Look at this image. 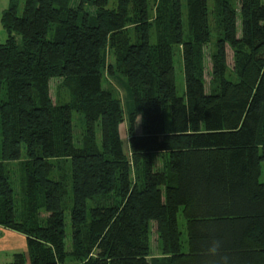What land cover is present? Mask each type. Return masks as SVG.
<instances>
[{"label": "trees", "instance_id": "16d2710c", "mask_svg": "<svg viewBox=\"0 0 264 264\" xmlns=\"http://www.w3.org/2000/svg\"><path fill=\"white\" fill-rule=\"evenodd\" d=\"M8 4L0 17V229L24 237L30 264H69V257L72 264H154L153 227L159 264H264V0H223L212 13L208 0H186L185 16L182 0H153V20L146 0H116L115 8L109 0ZM212 33L206 91L203 50ZM174 45L181 47L180 97ZM226 46L235 51V80L225 74ZM105 48L131 94L128 153L121 108L102 87ZM51 79L70 90L68 103L52 102ZM74 112L83 122L80 145L73 142ZM158 154L165 158L160 171ZM57 160L70 164V253L64 190L49 177V162ZM11 163L24 172V216ZM14 264H21L18 256Z\"/></svg>", "mask_w": 264, "mask_h": 264}, {"label": "rangeland", "instance_id": "374dc122", "mask_svg": "<svg viewBox=\"0 0 264 264\" xmlns=\"http://www.w3.org/2000/svg\"><path fill=\"white\" fill-rule=\"evenodd\" d=\"M75 4L77 0H74ZM223 0H208V7L211 13L213 10L220 8L221 2ZM227 4L236 5V0H225ZM220 4V5H219ZM73 5V6H74ZM147 7V15L150 20L154 18V4L153 0H146ZM219 5V6H218ZM108 6V5H107ZM117 6L116 0H109L108 8H115ZM90 14V9L86 7ZM22 11V2L18 6V14ZM182 14L185 16L186 14V0H182ZM185 19V17H184ZM128 30L131 32V35L135 33L133 26L131 23L128 24ZM212 43L204 48V69H203V78L206 83V91L209 88V82L211 80L210 73L212 70L211 59L215 50V33H212ZM151 41L155 40V35L152 33L150 37ZM5 38L0 43H3ZM173 68L175 75V85H176V93L177 96H183L184 94V77H183V66L181 59V47L173 46ZM226 77L232 80H235L236 77L234 75V53L235 51L230 49L229 46H226ZM116 60L114 58L113 52L109 48H105L102 51V66H101V81L102 87L104 90L109 91L111 93V98L121 108L123 121L119 127V135L123 142V148L126 153L129 152V136H128V117L131 113L132 101L130 90L126 84L125 78L118 72L116 68ZM49 96L53 103L57 104H65L68 103L71 99V92L69 89L63 86L62 81L60 79H51L49 81ZM170 125V115L168 110L165 111V126L169 127ZM72 126H73V136H74V144L80 145L83 136V122L80 119L79 115L74 112L72 116ZM134 131L137 135L142 133V122L141 117L137 116L134 124ZM98 143H99V135H97ZM21 162L25 160V151L24 148L21 149ZM166 156V155H165ZM154 168L156 170H162L165 165V158L160 154L153 156ZM50 172L49 177L58 181L62 184V188L64 190L65 195V208H64V218H65V249L67 253H70V225H69V215L71 208V179H70V164L65 160H57L50 161ZM9 177L10 182L12 183L16 198L19 203L18 206L21 207L20 213L22 216L27 214L28 204L26 200H28V194L24 189V172L20 167L19 163H11L9 165ZM131 181L139 182V175L135 171L131 172ZM259 182H264V162L261 163V174L259 177ZM38 203L41 204V195L38 193L37 195ZM41 207V205H40ZM46 213L40 211L39 217L43 220L46 217ZM178 222L183 221L181 217V212L178 213L177 216ZM4 231V230H3ZM6 231V230H5ZM1 232V231H0ZM9 233V234H7ZM1 233L3 235L0 239V264H14L17 260H21V264H30L25 239L21 234L15 232H7ZM183 237V236H182ZM149 258L152 260L154 264H159V260L164 258L161 253L160 244L158 242L157 236L155 234V228L153 227L150 233V256ZM69 264H72L73 259L71 257L68 258Z\"/></svg>", "mask_w": 264, "mask_h": 264}, {"label": "crops", "instance_id": "0c3cea01", "mask_svg": "<svg viewBox=\"0 0 264 264\" xmlns=\"http://www.w3.org/2000/svg\"><path fill=\"white\" fill-rule=\"evenodd\" d=\"M8 0H0V17H1V14L8 8ZM3 38H6V34L4 32V30L2 29V26H1V23H0V42L3 40ZM179 229L180 231L182 232V236H183V240L185 239V222L184 221H181L179 222ZM0 234L1 233H7V232H10V231H3L0 229ZM9 234V233H7ZM3 235H0V239L2 238ZM187 249H188V246L187 244L184 242L183 243V246H182V251H183V254H187ZM202 264H212V263H206V262H203Z\"/></svg>", "mask_w": 264, "mask_h": 264}]
</instances>
